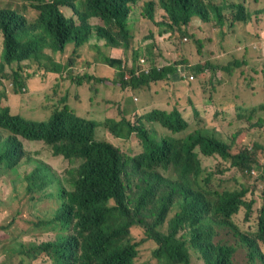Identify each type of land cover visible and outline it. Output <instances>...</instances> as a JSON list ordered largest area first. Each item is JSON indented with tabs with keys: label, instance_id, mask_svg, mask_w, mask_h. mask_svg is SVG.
Segmentation results:
<instances>
[{
	"label": "trees",
	"instance_id": "16d2710c",
	"mask_svg": "<svg viewBox=\"0 0 264 264\" xmlns=\"http://www.w3.org/2000/svg\"><path fill=\"white\" fill-rule=\"evenodd\" d=\"M28 1L31 9L37 12L32 22L14 9H0V84L4 79L8 82L0 88V98L8 93L20 96L26 92L25 79L29 74L25 73V78L21 74L28 67L20 64L23 60L30 58L31 61L33 57L39 68V55L43 49L49 54H58L69 44L72 53L68 52L67 61L62 57L63 64L49 56L52 67L46 70L60 74V79H69L71 86L60 91L57 103L50 101L54 107L45 120L31 119L37 116L29 118L27 113L31 105H25L26 101L23 111L12 112L10 106L0 100V169L12 171L20 163H33V169L24 177L26 190L42 192L50 184L56 188L48 195L57 200V206L51 212L52 221L48 225L42 222L33 228L30 226V230L34 233L40 230L38 226H43L44 231L56 230L57 233L38 243L32 238L22 240L20 245L24 250L21 253L27 261L20 258L18 263L32 264L42 260L45 264H151L154 259L157 264H264V175L261 176L262 200L256 223L249 227L245 225L251 219L256 202L246 198L255 194L258 185H252L251 190L244 186L219 189L211 188L209 184L204 186L200 180L202 167L197 151L227 160L231 167L242 172H250L258 163L255 148L242 146L233 153L231 143L200 132L204 126L199 118L201 114L210 113L212 106L210 110L200 106L193 108L194 120L199 119L193 129L192 122L181 114V104L169 111L151 108L119 122L109 119L107 125L115 138L133 134L138 139L140 151L131 154L122 152L107 140L96 138L97 121L76 115L67 104L68 96L82 86L84 79H95L96 83L101 80L89 72L83 75L71 72L78 51L91 41L92 31L99 39L104 38L105 44L111 45L112 49L118 47L127 51L132 39L136 40L138 52H127L121 59L115 51L106 57L105 61L113 66L114 73L111 80L104 78L113 85L134 89L171 74L180 80L183 76L187 79L188 75L182 74L179 66L186 60L182 58L181 62L172 57V53H164L171 56V60H158L156 64H153L152 55L144 57V62L140 61L141 55L151 52L156 45L137 38L127 28L138 1H144L138 7L140 17L157 27L161 36L164 32L178 39L188 36L194 40L198 51L203 42L192 31L196 25L203 27L211 23L217 32L220 23L228 20L229 27H242L249 21L245 6L238 0ZM63 9L71 11L69 17ZM160 10L163 20L156 21V13ZM193 18L198 20L194 22ZM91 19L100 22L92 25ZM201 27L197 30H202ZM173 51L176 52L175 47ZM12 62L17 63V67L9 68L8 72L6 66L10 67ZM234 62L238 64L237 60ZM203 64L218 66L207 61ZM147 65H150L149 69H146ZM203 68L202 65L188 67L194 71ZM222 68L230 75L234 74L232 69L224 65ZM32 81L33 91L28 90L32 95L46 91L38 89L40 82ZM92 90L97 92L95 88ZM45 96L50 99L47 94ZM79 96L78 93L76 97ZM35 105L41 107L39 101ZM44 107L41 113L48 105ZM261 107L264 109V104ZM238 110H241L240 106L236 107V113ZM226 113L223 105H215L213 115ZM249 121L253 124L251 118ZM256 123L261 124L263 120ZM153 125L161 129H153ZM180 133L183 135L178 136ZM22 140L37 141L41 147L47 145L45 148L50 149L52 156L69 160L62 176L55 175L42 161L38 149L27 150ZM255 144L257 147L260 143ZM169 167L173 168V177L164 171ZM204 179L208 181L209 176ZM242 206L245 211L241 216ZM165 223L166 230L162 231ZM130 230H141L147 240L154 242L156 247L150 260L139 261L141 241L135 242ZM22 235L25 238L27 232ZM3 241L0 238V255L7 250ZM3 262L6 261L0 260V264Z\"/></svg>",
	"mask_w": 264,
	"mask_h": 264
},
{
	"label": "rangeland",
	"instance_id": "374dc122",
	"mask_svg": "<svg viewBox=\"0 0 264 264\" xmlns=\"http://www.w3.org/2000/svg\"><path fill=\"white\" fill-rule=\"evenodd\" d=\"M238 1L246 8V14L249 16L247 24L242 27L237 25L229 27V21L224 20L220 23L221 27L217 32L212 30L213 25L211 23L203 27L196 25L192 31L203 42L199 51L194 40L188 36L178 39L173 34L169 35V32H164L161 36L157 27L150 21L140 17L138 7L127 21V28L132 35L136 34L137 38H141L143 41H151L152 46L156 45L152 47L151 52H145L144 55H141L143 57L140 56V61L150 55L153 56L156 62L158 60H171V56H165L164 53H172V57L178 58L181 62V59L184 58L186 61H183L179 65L182 69V74H192L194 77L191 80L186 77L188 82L184 81V76L180 80L171 74L165 79L151 81L134 89L129 86L120 87L115 83L114 86L112 81H107L104 78L106 77L108 80H111L114 73L113 66L108 64L105 59L111 56L109 53H114L115 51L118 52L121 59L127 52L130 54L133 51L138 52V48H135L138 47L136 40L132 39L127 51H123L122 48L118 47L112 49L111 45L105 44L104 38L99 39L100 37L92 31L89 38L91 41H88L89 48H81L79 56L74 61L73 68H71V72L73 75H83V73L89 72L95 74V78L98 80L101 78V80L96 83L95 79L93 81L84 79L82 86L68 96L67 104L76 114L97 121L98 125L94 130L96 138L113 143L124 153L138 154L140 144L133 134L128 137L115 138L108 127L103 126V122L110 118L116 121H120L123 118L132 119L135 113L140 114L151 108L169 111L171 109H167L168 107L172 108L183 103V117L187 121L192 122L193 115L189 104L195 106L199 103L201 109L210 110L212 105H223L225 100L233 98V103H226L224 105V107L233 105V108L228 109L229 112L221 114L206 125L205 121H203L204 127L200 129V132L204 135H215L217 138L226 141V143H231L230 151L233 153L242 146L255 148L258 163L252 171L242 172L236 167H231L227 160H221L216 155L206 156L197 151L202 167L200 180L204 186L209 184L211 188L219 189H234L244 186L251 190L252 185H258L255 194H251L246 198L247 201L255 199L256 202L251 219L245 225L249 227L256 223L259 212L258 207L262 200L260 196L261 189L263 188L261 176L264 175V109H259L264 104V0ZM29 4L28 0H0V9H14L29 19V22H32L37 12L32 10ZM63 12L66 17H69L71 14V11L68 9H63ZM160 12L161 10L156 13V21L163 20ZM226 14H230V12L226 11ZM74 18L76 19V17ZM197 20V18H193L194 22ZM99 22V19L90 20L92 25ZM198 27H201L202 30H197ZM215 32V36H212ZM222 34H225V37L221 40ZM173 47H175L176 52L173 51ZM1 48L2 42L0 37V52ZM68 52L72 53L71 44L67 45L63 52L58 54L51 53L48 56L63 62L62 57L64 61H67ZM39 56L42 58L39 68L33 57L31 61L29 58V60L20 63L28 66L21 73L24 78L25 73L29 74L25 79L26 92L20 96L8 93L2 96L0 100L9 105L12 112L23 111L26 107L23 106L26 101L25 105H31V110L28 111L27 116L29 118L37 116V118L31 119L45 120L50 116L54 107L50 101L57 103L61 95L60 91L69 89L71 85L69 79H60V74L56 75L46 70L45 65L48 63L47 55L41 54ZM86 60L88 61L86 62ZM234 60H237L238 64ZM206 61L213 65L218 64V66L203 64ZM189 65L191 67L202 65L204 68L194 71L193 69H188ZM223 65L226 68L232 69L234 74L230 75L225 68H222ZM16 67L17 63L12 62L10 67L6 66V69L9 72V68ZM64 68L69 71L66 67ZM30 78L36 83L40 82L38 85L39 90L46 89V91L40 94L33 93L32 95L29 91H33L34 82ZM5 82L8 83L4 79L2 84H0V88L5 85ZM7 86L10 87L8 84ZM94 88L97 89L96 93L92 90ZM81 89L82 91H80ZM78 93L80 96L76 97ZM45 94L50 99L46 98ZM90 97L93 98L90 100ZM190 98L192 100H189ZM38 101L41 104L40 108L35 105ZM89 101L92 102L90 108ZM44 105H48V107L41 113V108H45ZM237 106L241 107V110H238L241 118L237 117ZM90 110L97 118L84 114ZM253 110H258L256 113H253V124L242 119L248 117ZM259 119L263 120V123H256ZM152 128L161 129L157 125H153ZM182 135L183 133L178 134V136ZM235 135L236 138L234 139ZM233 139L236 143H232ZM22 141L27 150L38 149L42 161L51 167L55 175L62 176L64 169L69 164V160L63 159L60 156H52L50 149L45 148L48 147L47 145L41 147L34 140ZM255 143L260 144L256 147ZM33 167V163H20L12 171L0 169V238L4 240V245H7L6 253L0 255V260L6 261L2 264H19V259L24 258L21 253L24 249L20 245L22 240L28 241L32 238V241L38 243L52 238L57 233L56 230L44 231L43 226H38L40 230L34 233L30 230V226L33 228L34 225L42 222L48 225V222H51L53 218L51 212L57 206L56 198L48 196L56 191L55 186L52 184L42 192L26 190L27 183L24 182V177L31 172ZM164 171L169 176H174L172 167ZM206 176H209L208 181L204 179ZM244 211L245 207L242 206L240 209L241 216ZM165 230L166 223L162 228V231ZM25 231L27 235L23 238L24 235L21 236V234ZM130 233L137 241L144 238L143 231L141 230H130ZM155 247L150 241L142 243L139 247V261L150 260L151 252ZM240 250L239 254L242 252V249ZM41 259L44 260V258ZM24 260L27 261L25 258ZM32 264H45V262L39 260ZM151 264H157V261L153 259Z\"/></svg>",
	"mask_w": 264,
	"mask_h": 264
},
{
	"label": "clouds",
	"instance_id": "9594fccd",
	"mask_svg": "<svg viewBox=\"0 0 264 264\" xmlns=\"http://www.w3.org/2000/svg\"><path fill=\"white\" fill-rule=\"evenodd\" d=\"M224 2H230V1H232V0H223ZM143 3H144V1H138L137 2V4L135 5V7H136V9H137V7H139L140 5H143ZM31 8V7H30ZM135 9V10H136ZM134 10V11H135ZM134 11H133V13H134ZM132 13V14H133ZM132 16V15H131ZM130 16V17H131ZM35 17V16H34ZM34 17H33V19H34ZM141 18H143V17H141ZM27 19V18H26ZM32 19V20H33ZM130 19V18H129ZM28 21H29V19H27ZM212 29H215V27H213ZM0 37H1V34H0ZM1 40H2V37H1ZM81 47V46H80ZM86 47H89V43H87L86 45H82V47L81 48H85L86 49ZM80 51H81V49L79 50V53H80ZM41 54H45V55H47L48 56V52H47V49H43V52H40V55ZM50 55V54H49ZM40 57V56H39ZM41 57H40V61H39V64H40V62H41ZM47 61H48V63L45 65V67L46 68H50V67H52V65L50 64V61H49V56L47 57ZM26 60H29V59H26ZM23 61H25V60H23ZM142 62H144V59H143V61ZM157 62L156 61H154V59H153V64H156ZM150 68V65H147L146 66V69H149ZM50 72H53V71H50ZM187 78L188 79H193L194 77L192 76V74H188V76H187ZM185 82L187 81V79L186 80H184ZM188 82V81H187ZM133 98H134V96H133ZM218 98H222V97H218ZM189 100H192L191 98L189 99ZM133 101H134V99H133ZM233 101H234V99L233 98H231V99H227V100H225L223 103V107H224V105L226 104V103H233ZM184 103L179 107L180 108V110H181V114H182V116H184ZM92 106V102L91 101H89V108ZM189 108H190V110H191V113H192V115H193V121H192V125H193V128H195V127H197V123H198V120L199 119H201V125L202 126H204V124H203V121H205V125L206 124H208V123H210V122H212L214 119H216L217 117H219L220 115L218 114V116H215V115H213V113H214V111H215V105H212V111L210 112V113H207V114H201V117L199 118V119H196V120H194V113H193V108L194 107H196V106H199V103H198V105H195V106H192V105H190L189 104ZM169 108V107H168ZM173 108V107H172ZM172 108H170V109H172ZM225 109H232L233 108V105H229L228 107H224ZM259 109H262V107H260ZM258 109V110H259ZM73 110V109H72ZM258 110H253V111H251V113L249 114V116L248 117H245V118H242V119H245L246 121H248V122H250L249 121V118H251V121L253 122V113H256V111H258ZM74 112V111H73ZM75 113V112H74ZM76 114V113H75ZM84 114H86V115H89V116H93V117H95V118H97V116L96 115H94L92 112H91V110L90 111H88V112H86V113H84ZM237 114V117H240L241 118V116L238 114V113H236ZM76 115H78V114H76ZM78 116H81V115H78ZM81 117H84V116H81ZM84 118H87V117H84ZM110 119H113V118H110ZM114 120V119H113ZM123 119H120V121H122ZM109 121V119L108 120H106V121H104L103 122V126H107L108 127V129H109V126L107 125V122ZM116 121V120H115ZM117 122H119V121H117ZM192 128V129H193ZM109 131H110V129H109ZM111 132V131H110ZM256 166V165H255ZM254 166V167H255ZM254 169V168H253ZM252 169V170H253ZM251 170V171H252ZM143 234H144V232H143ZM131 236H132V238H133V235L131 234ZM133 240L135 241V242H140L141 241V243H140V245H139V247L141 246V244L142 243H144L145 241H150V242H152L153 243V245H154V242L153 241H151V240H147L146 238H145V234H144V238H142L141 240H139V241H137V240H135L134 238H133ZM139 247H138V255H139ZM154 249V248H153ZM152 252H153V250H152ZM152 252H151V254H152Z\"/></svg>",
	"mask_w": 264,
	"mask_h": 264
},
{
	"label": "crops",
	"instance_id": "0c3cea01",
	"mask_svg": "<svg viewBox=\"0 0 264 264\" xmlns=\"http://www.w3.org/2000/svg\"><path fill=\"white\" fill-rule=\"evenodd\" d=\"M212 30H213V31H216V29H212ZM224 37H225V35H224ZM224 37H223V38H224ZM226 110H227V109H226ZM227 112H229V110H227Z\"/></svg>",
	"mask_w": 264,
	"mask_h": 264
},
{
	"label": "built area",
	"instance_id": "2783aa9c",
	"mask_svg": "<svg viewBox=\"0 0 264 264\" xmlns=\"http://www.w3.org/2000/svg\"><path fill=\"white\" fill-rule=\"evenodd\" d=\"M142 61H143V60H142ZM142 61H141V62H142Z\"/></svg>",
	"mask_w": 264,
	"mask_h": 264
}]
</instances>
